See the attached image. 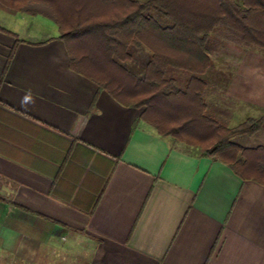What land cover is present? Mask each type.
<instances>
[{"label": "crops", "instance_id": "obj_1", "mask_svg": "<svg viewBox=\"0 0 264 264\" xmlns=\"http://www.w3.org/2000/svg\"><path fill=\"white\" fill-rule=\"evenodd\" d=\"M58 36L0 2V264H264V185L172 146L74 71ZM235 49L231 122L264 109L248 89L264 55ZM238 137L264 147V126Z\"/></svg>", "mask_w": 264, "mask_h": 264}, {"label": "trees", "instance_id": "obj_2", "mask_svg": "<svg viewBox=\"0 0 264 264\" xmlns=\"http://www.w3.org/2000/svg\"><path fill=\"white\" fill-rule=\"evenodd\" d=\"M0 2L51 18L69 66L120 104L143 107L139 120L172 146L183 144L264 185V147L234 141L264 126V110L230 126L207 99L219 46L231 43L264 55V0Z\"/></svg>", "mask_w": 264, "mask_h": 264}, {"label": "rangeland", "instance_id": "obj_3", "mask_svg": "<svg viewBox=\"0 0 264 264\" xmlns=\"http://www.w3.org/2000/svg\"><path fill=\"white\" fill-rule=\"evenodd\" d=\"M42 18V17H41ZM43 23L41 24V27L45 28V29H50V27L53 26V24L51 23V21H49L48 19H42ZM30 27L28 29H26L27 31L25 33H23V37L26 39H33L37 34V30H34L35 25L31 24L29 25ZM36 32V33H34ZM41 33V32H40ZM232 46H234L233 44H227V45H221L219 46L216 51L218 54L216 57V63H215V68H211L210 69V73L208 74L209 77V87H208V91L209 93L212 92L211 94H209L210 97H208V101L210 98V103L213 105L211 107H213L212 109H214L215 111H219L221 112V115L223 121H226V124L233 126L236 125L238 123H240L243 119H245V117L247 116H257L260 113H262V111L264 110H259V109H248L247 111H245L244 114H242L240 117H242L241 119L236 120L234 122L232 121V115H233V111L235 109V107H237V103L229 98L227 99H223L222 96V91L221 88L222 86H226L227 83L231 80V78H234L235 75V71L237 69V66H235L237 63V59H240V56H238L237 54H230V50L231 48H233ZM235 52L237 53V47H234ZM262 79H258V81L253 80V82H249L250 85V95L252 99H256L257 102L254 103L258 106H260V108L264 107V78L261 77ZM256 81V82H255ZM247 82L245 81V84H247ZM229 84V83H228ZM247 84V85H249ZM248 87V86H247ZM224 89L226 90V88L224 87L222 90L224 91ZM247 94V92H246ZM255 100V101H256ZM253 108V107H252ZM257 108V107H256ZM222 109L224 110V113H222ZM214 113V112H213ZM236 113V112H235ZM216 114V112H215ZM236 116H239V113H236ZM234 141H236L237 143L241 144L242 142V137H236L234 138Z\"/></svg>", "mask_w": 264, "mask_h": 264}]
</instances>
